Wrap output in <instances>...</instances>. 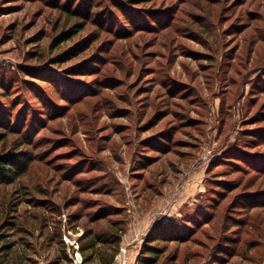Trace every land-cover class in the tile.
I'll use <instances>...</instances> for the list:
<instances>
[{"label": "rangeland", "instance_id": "obj_1", "mask_svg": "<svg viewBox=\"0 0 264 264\" xmlns=\"http://www.w3.org/2000/svg\"><path fill=\"white\" fill-rule=\"evenodd\" d=\"M83 1L0 0V250L101 264L70 253L116 230L139 264L156 228V264H264V0Z\"/></svg>", "mask_w": 264, "mask_h": 264}, {"label": "trees", "instance_id": "obj_2", "mask_svg": "<svg viewBox=\"0 0 264 264\" xmlns=\"http://www.w3.org/2000/svg\"><path fill=\"white\" fill-rule=\"evenodd\" d=\"M93 0L90 2L83 1V4L80 3L78 9L76 11H72L70 9V15L77 13L87 14L85 11L90 12L92 9ZM72 31V30H71ZM3 126H0V129ZM27 158L23 157L21 154H7L0 156V184H10L17 181L21 173L25 169ZM2 202L0 201V205ZM4 210V211H3ZM3 210H0L1 214L5 213V206H3ZM10 221L9 223L16 224ZM114 229V228H113ZM156 228H152L149 232V235L145 239V244L141 249V258L138 260L139 264H156L160 254H159V247L152 243L165 240L164 235L158 234L155 235ZM158 232V231H157ZM153 234L155 236H153ZM7 237V236H6ZM56 238L57 236H52V238ZM167 237V235H166ZM5 238V235L2 237V240ZM9 238V237H7ZM58 238V243L61 246L62 250H65V242L62 238ZM85 240L88 239L89 244H84L81 253L85 255V263H93L94 261H99L101 264H112L115 260V256L119 251L120 244H121V235L116 232V230L112 231V236L107 241L101 240L98 235H95L92 231H88L87 234L84 236ZM168 240V239H167ZM101 245V246H99ZM2 250H0V255H4L6 260H2L0 264H18L19 256H15L14 254L17 253V243L13 242H5L2 244ZM111 248V250L109 249ZM91 251L90 254H87L88 251ZM16 251V252H15ZM110 251V252H109ZM20 264L23 261L24 256H20ZM68 259V256H66ZM84 257V256H83ZM70 259V258H69ZM68 259V260H69ZM71 261V259L69 260ZM141 261V262H140Z\"/></svg>", "mask_w": 264, "mask_h": 264}, {"label": "built area", "instance_id": "obj_3", "mask_svg": "<svg viewBox=\"0 0 264 264\" xmlns=\"http://www.w3.org/2000/svg\"><path fill=\"white\" fill-rule=\"evenodd\" d=\"M127 250L126 247H122V251ZM71 257L76 261V262H83L84 258L80 250L74 251L70 253Z\"/></svg>", "mask_w": 264, "mask_h": 264}]
</instances>
